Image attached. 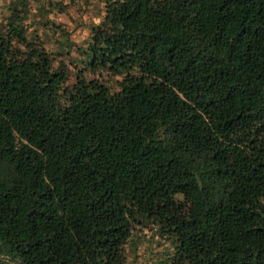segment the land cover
<instances>
[{"label":"trees","instance_id":"trees-1","mask_svg":"<svg viewBox=\"0 0 264 264\" xmlns=\"http://www.w3.org/2000/svg\"><path fill=\"white\" fill-rule=\"evenodd\" d=\"M101 1L71 68L0 17V264H264V0Z\"/></svg>","mask_w":264,"mask_h":264},{"label":"rangeland","instance_id":"rangeland-1","mask_svg":"<svg viewBox=\"0 0 264 264\" xmlns=\"http://www.w3.org/2000/svg\"><path fill=\"white\" fill-rule=\"evenodd\" d=\"M48 1L30 0L27 30L38 36L55 60L62 58L71 68L74 62L80 64L78 49L83 47L89 34V24L101 16L102 1L57 0L65 5L63 10ZM6 3L7 0H0V17L7 12ZM170 249L165 235L157 232L153 222L143 219L134 225L122 264H165L164 258Z\"/></svg>","mask_w":264,"mask_h":264}]
</instances>
